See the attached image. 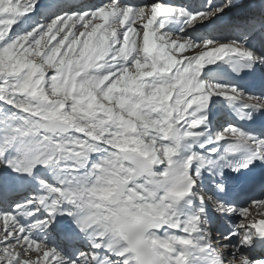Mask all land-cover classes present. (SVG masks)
<instances>
[{"label": "snow or ice", "instance_id": "1", "mask_svg": "<svg viewBox=\"0 0 264 264\" xmlns=\"http://www.w3.org/2000/svg\"><path fill=\"white\" fill-rule=\"evenodd\" d=\"M0 264H264V0H0Z\"/></svg>", "mask_w": 264, "mask_h": 264}]
</instances>
